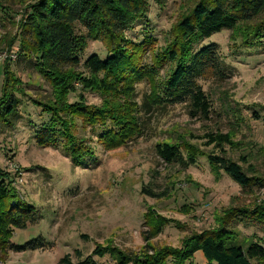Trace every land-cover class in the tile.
I'll list each match as a JSON object with an SVG mask.
<instances>
[{"label":"trees","instance_id":"16d2710c","mask_svg":"<svg viewBox=\"0 0 264 264\" xmlns=\"http://www.w3.org/2000/svg\"><path fill=\"white\" fill-rule=\"evenodd\" d=\"M10 1L16 0H0V23L3 16L12 13L5 4ZM18 1L25 2V7L11 44L12 55L31 64L50 85V93L32 97L11 69L14 58L10 55L3 70L0 129L18 125L23 116L21 107L28 98L40 110V117L48 118L40 123L29 121L34 142L60 150L75 166L95 157V143L114 149L143 136L148 117L159 110L181 104L191 117L212 120L216 110L200 82H222L230 77L219 45L205 43L214 35L233 30L241 47L264 48V0H198L169 30L161 46L148 31L142 40L128 35L150 12L148 0ZM90 41L101 42L107 55L85 56ZM142 84L147 91L140 98L138 88ZM82 91L100 96L102 103L89 104ZM254 115L260 118L259 113ZM206 138V145L216 144L221 150L223 144L231 143L225 133L211 131ZM197 147L179 140L158 142L155 150L167 165L185 169L206 155L215 170L224 171L243 189L264 188V174H248L226 152L206 154ZM142 190L154 195L149 188ZM237 212L234 225L226 218L219 220L217 230L198 234L185 251L149 246L128 254L119 248L99 246L94 255L77 263L66 255L60 264H97L94 258L108 252L115 264H167L169 258L176 264H189L199 251L205 258L202 264H264V245L239 229L264 233V204L245 206ZM39 219L35 208L16 189L12 173L0 166V254L47 248L42 238L23 246L12 242L17 229ZM152 226L162 232L165 224L161 221ZM149 236L148 240L152 238Z\"/></svg>","mask_w":264,"mask_h":264},{"label":"rangeland","instance_id":"374dc122","mask_svg":"<svg viewBox=\"0 0 264 264\" xmlns=\"http://www.w3.org/2000/svg\"><path fill=\"white\" fill-rule=\"evenodd\" d=\"M197 1L148 0L150 12L128 35L142 40L148 31L161 46L169 30ZM5 4L14 11L0 23V93L4 66L12 55L11 44L25 7V2L18 0ZM236 39L235 31L224 30L205 42L219 45L230 70L225 81L200 82L216 110L212 120L191 117L181 104L159 110L148 117L143 136L114 149L95 143V157L81 166H75L60 150L34 142L29 121L40 123L48 118H41L40 110L27 98L18 125L0 129V166L12 173L16 189L40 217L36 224L15 231L13 245L42 238L48 246L9 250L0 254V264H60L66 255L77 263L94 255L99 246L128 254L149 246L185 251L198 234L217 230L219 220L226 218L234 225L238 209L264 204V188L243 189L224 171L215 170L206 155L185 169L167 165L155 150L158 142L187 141L206 154L226 152L250 175L264 174V48L241 47ZM93 53L107 55L98 41L89 42L85 56ZM10 66L32 97L50 93V85L31 64L15 56ZM138 91L142 98L147 89L142 84ZM83 95L89 104L102 103L96 94L85 91ZM211 131L229 134L231 143L223 144L224 150L216 144L206 145ZM143 187L154 195L143 192ZM161 193L163 198L158 196ZM161 221L165 226L158 232L152 225ZM239 229L264 245L262 231ZM94 259L97 264H115L109 252ZM204 259L199 251L188 262L202 264ZM167 264L176 263L169 258Z\"/></svg>","mask_w":264,"mask_h":264},{"label":"built area","instance_id":"2783aa9c","mask_svg":"<svg viewBox=\"0 0 264 264\" xmlns=\"http://www.w3.org/2000/svg\"><path fill=\"white\" fill-rule=\"evenodd\" d=\"M13 58H15V55H12Z\"/></svg>","mask_w":264,"mask_h":264}]
</instances>
